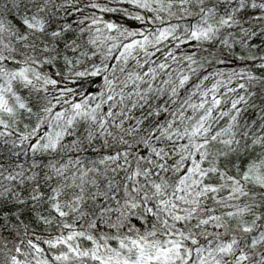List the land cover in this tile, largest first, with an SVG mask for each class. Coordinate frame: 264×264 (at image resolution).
<instances>
[{
	"label": "snow or ice",
	"instance_id": "6c2138e0",
	"mask_svg": "<svg viewBox=\"0 0 264 264\" xmlns=\"http://www.w3.org/2000/svg\"><path fill=\"white\" fill-rule=\"evenodd\" d=\"M0 264H264V0H0Z\"/></svg>",
	"mask_w": 264,
	"mask_h": 264
}]
</instances>
